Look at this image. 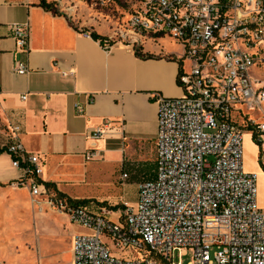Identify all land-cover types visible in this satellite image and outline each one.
Segmentation results:
<instances>
[{
    "label": "built area",
    "instance_id": "2783aa9c",
    "mask_svg": "<svg viewBox=\"0 0 264 264\" xmlns=\"http://www.w3.org/2000/svg\"><path fill=\"white\" fill-rule=\"evenodd\" d=\"M11 30L26 53L29 25ZM163 36L184 50L182 96L152 95L158 106L155 177L140 184L136 207L94 212L42 187L40 158L26 151L18 126L1 150L21 172L12 185L44 196L51 209L93 232L74 238L73 264H173L176 250L194 253L189 264H264L257 176L243 169V128L259 144L264 134V0H143L106 42ZM14 72L26 75L28 67L17 60ZM111 132L104 120L90 137ZM96 152L86 151L85 160Z\"/></svg>",
    "mask_w": 264,
    "mask_h": 264
},
{
    "label": "crops",
    "instance_id": "0c3cea01",
    "mask_svg": "<svg viewBox=\"0 0 264 264\" xmlns=\"http://www.w3.org/2000/svg\"><path fill=\"white\" fill-rule=\"evenodd\" d=\"M42 1L0 0V264H73L74 238L87 233L67 214L51 209L44 196L12 185L21 172L1 151L12 126L20 128L26 151L40 158L42 187L98 212L106 206L82 195L93 163L105 152L123 153V162L140 172L152 152L156 159L153 93L182 96L179 43L167 36L134 37L129 43L105 41L106 49L85 34L110 38L118 29L112 21L91 18L81 0H45L52 9ZM25 23L26 53L18 50L11 30ZM17 60L27 65L26 75L14 72ZM104 120L111 122V135L91 138ZM260 145L264 149V134ZM90 150L97 151L96 157L86 161ZM259 153L253 134L244 133L243 169L245 157ZM247 172L263 188V168Z\"/></svg>",
    "mask_w": 264,
    "mask_h": 264
},
{
    "label": "rangeland",
    "instance_id": "374dc122",
    "mask_svg": "<svg viewBox=\"0 0 264 264\" xmlns=\"http://www.w3.org/2000/svg\"><path fill=\"white\" fill-rule=\"evenodd\" d=\"M83 6L88 9L91 18L98 21L113 22L115 28L117 26H125L130 19L132 13L137 10L143 0H81ZM94 1L96 3H94ZM103 3V4H102ZM102 4V5H101ZM264 77V71L261 73ZM247 112L253 111L245 109ZM248 112V113H249ZM243 133L249 134L251 130L243 128ZM120 142V141H119ZM255 144L260 148L259 155L245 157L244 170L256 168L259 166L264 170L262 157L264 156V149L254 140ZM127 143H125V146ZM247 149L245 148V154ZM248 155V153H247ZM155 154L152 152L149 163L140 168V172L132 169L129 164L123 162V153L105 152L101 158L97 159L95 167L88 173V187L85 188L82 195L88 196L91 200L100 202L111 211H122L123 205L136 207L138 203L139 186L143 181L149 180L154 176L155 171ZM264 161V160H263ZM254 174V173H250ZM126 175V178L123 176ZM264 185V184H263ZM108 198V199H105ZM104 203V204H102ZM257 203L258 206L264 208V186L261 188L260 179L257 180ZM116 208V209H115ZM115 219V215H113ZM87 233L81 235H91L93 232L82 227ZM107 243L112 247L109 240ZM113 254L121 255L119 251L113 250ZM173 264H189L194 260V253L190 250L185 252L176 250L172 253Z\"/></svg>",
    "mask_w": 264,
    "mask_h": 264
},
{
    "label": "trees",
    "instance_id": "16d2710c",
    "mask_svg": "<svg viewBox=\"0 0 264 264\" xmlns=\"http://www.w3.org/2000/svg\"><path fill=\"white\" fill-rule=\"evenodd\" d=\"M41 5L44 7V8H47V9H52V6L51 5H48L45 0H43L41 2ZM92 38L96 41H100L101 43H104L105 41L108 40V38H103L101 36H98L97 34H92ZM259 144V143H258ZM116 209V208H115Z\"/></svg>",
    "mask_w": 264,
    "mask_h": 264
}]
</instances>
